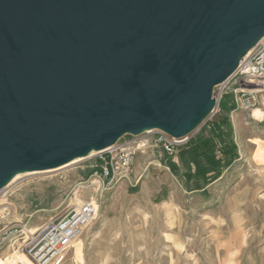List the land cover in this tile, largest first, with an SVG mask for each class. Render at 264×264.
<instances>
[{"label":"water","instance_id":"obj_1","mask_svg":"<svg viewBox=\"0 0 264 264\" xmlns=\"http://www.w3.org/2000/svg\"><path fill=\"white\" fill-rule=\"evenodd\" d=\"M264 38V0H0V190L159 129L181 138Z\"/></svg>","mask_w":264,"mask_h":264},{"label":"rangeland","instance_id":"obj_2","mask_svg":"<svg viewBox=\"0 0 264 264\" xmlns=\"http://www.w3.org/2000/svg\"><path fill=\"white\" fill-rule=\"evenodd\" d=\"M241 84L234 73L223 86L219 111L189 134L208 138L223 120L235 157L224 152L222 141L216 142V157L200 160L187 152L190 139L172 151L152 143L138 151L129 176L102 192L86 186L93 158L23 175L7 198L11 220L33 231L73 200L93 198L99 212L79 236L83 259L74 258L73 246L62 264H264V93L261 104L247 110L234 98ZM202 163L220 176L208 184L189 179L186 172ZM27 233L20 227L8 231L0 261L10 264L6 258L23 252Z\"/></svg>","mask_w":264,"mask_h":264},{"label":"built area","instance_id":"obj_3","mask_svg":"<svg viewBox=\"0 0 264 264\" xmlns=\"http://www.w3.org/2000/svg\"><path fill=\"white\" fill-rule=\"evenodd\" d=\"M235 75L242 83L235 91L236 103L247 110H254L261 104L264 93V38L241 60ZM225 84L216 86L218 92L214 89L218 104L213 113L219 111ZM189 139V135L176 138L159 129L148 130L139 136L125 135L116 144L89 157L94 162L87 186L94 187L97 181V188L101 192L110 189L120 177L131 174L136 155L143 147L155 143L172 151ZM13 183L0 190V245L5 242L9 230L20 227L28 231L22 250L34 264H62L84 229L96 218L99 204L93 198H77L60 214L30 231L21 221L11 220L14 208L7 198Z\"/></svg>","mask_w":264,"mask_h":264},{"label":"trees","instance_id":"obj_4","mask_svg":"<svg viewBox=\"0 0 264 264\" xmlns=\"http://www.w3.org/2000/svg\"><path fill=\"white\" fill-rule=\"evenodd\" d=\"M223 123V120H219L218 122H216L213 128L214 132L208 138H204L200 141H197L194 138L190 139V144L187 152H190L195 160H200L203 156L216 157L215 148L217 141L223 142V149L227 155L235 157V148L226 143ZM171 168L174 172H177L178 166L175 163H171ZM186 174L189 179H193L195 176L199 178L201 177L204 181V184H208L217 179L220 176L221 172L210 164L202 163L194 171L189 169Z\"/></svg>","mask_w":264,"mask_h":264},{"label":"bare ground","instance_id":"obj_5","mask_svg":"<svg viewBox=\"0 0 264 264\" xmlns=\"http://www.w3.org/2000/svg\"><path fill=\"white\" fill-rule=\"evenodd\" d=\"M226 83V82H225ZM217 104H218V101H217ZM217 107V105H216ZM256 109V108H255ZM254 109V110H255ZM213 113V112H212ZM96 151L92 152L89 156L87 157H80V158H77L73 161H71V163L69 162V164H65V165H62L58 168H55V169H48V170H44V171H34V172H26V173H21V174H17L10 183L14 182L18 177L20 176H23V175H32V174H37V173H47V172H51V171H55V170H58V169H62V168H65V167H68L74 163H77L78 161L80 160H83L85 158H89L91 157L92 155L95 154ZM97 185H98V182L96 181L95 183V189L98 190L97 188ZM87 186V185H86ZM95 190V191H96ZM76 192V191H75ZM80 193V191H79ZM78 193V194H79ZM79 197V196H78ZM76 198V197H75ZM81 199V198H80ZM97 201V200H96ZM97 217V216H96ZM32 231V230H31ZM34 231V230H33ZM83 246H84V243H83V240L82 239H78L75 244H74V250H73V254H74V258H76L77 260H82L83 259ZM10 264H34V262L31 260V258L25 253V252H14V254L11 256V257H8L6 258ZM1 260V259H0ZM2 262V264H4L5 262L2 260L0 261Z\"/></svg>","mask_w":264,"mask_h":264}]
</instances>
